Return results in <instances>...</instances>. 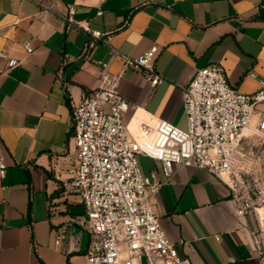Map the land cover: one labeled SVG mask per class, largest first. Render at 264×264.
I'll return each instance as SVG.
<instances>
[{
  "label": "crops",
  "instance_id": "obj_1",
  "mask_svg": "<svg viewBox=\"0 0 264 264\" xmlns=\"http://www.w3.org/2000/svg\"><path fill=\"white\" fill-rule=\"evenodd\" d=\"M69 7L77 22L104 34L88 52L90 35L64 19ZM153 47L165 77L156 88L123 60ZM1 53L18 65L7 69L0 57V163L7 167L0 176V264H88L85 210L65 187L76 166L72 103L98 89L103 74L121 76L130 130L158 121L186 130L183 91L198 70L222 65L231 87L255 94L264 81V0H0ZM139 164L145 177L165 181L161 162L140 157ZM154 202L180 257L264 264L255 249L257 240L264 246L256 217L237 216L229 188L207 170L176 167ZM71 242L79 251L68 254Z\"/></svg>",
  "mask_w": 264,
  "mask_h": 264
},
{
  "label": "built area",
  "instance_id": "obj_2",
  "mask_svg": "<svg viewBox=\"0 0 264 264\" xmlns=\"http://www.w3.org/2000/svg\"><path fill=\"white\" fill-rule=\"evenodd\" d=\"M75 15V8L69 7L64 19L90 35L88 52L104 34L77 22ZM25 49L33 51L31 44ZM158 52L153 47L138 58L123 56L124 67L142 72L156 88L165 82L156 68ZM0 57L7 69L18 65L5 53ZM120 80L103 74L98 89L71 105L69 145L75 148L76 166L73 181L65 187L76 192L85 210L80 225L90 235L87 263L143 264L145 258L148 264H194L180 257L167 238L154 202L176 167L205 169L216 176L229 188L237 216L253 214L264 233V183L246 168L242 148L247 132L264 144V110L259 109L264 107V81L255 94H240L228 83L222 65L207 66L183 91L186 130L158 121L132 131L126 122L131 107L118 91ZM140 157L161 162L165 181L156 173L145 177ZM6 168L1 162V177ZM62 239L60 235L58 241ZM255 249L264 262V246L258 240ZM78 251L77 242H71L67 253Z\"/></svg>",
  "mask_w": 264,
  "mask_h": 264
},
{
  "label": "rangeland",
  "instance_id": "obj_3",
  "mask_svg": "<svg viewBox=\"0 0 264 264\" xmlns=\"http://www.w3.org/2000/svg\"><path fill=\"white\" fill-rule=\"evenodd\" d=\"M242 148L245 153L246 168L252 170L264 183V144L262 140L253 133L247 132ZM143 264H148L145 258L143 259Z\"/></svg>",
  "mask_w": 264,
  "mask_h": 264
},
{
  "label": "bare ground",
  "instance_id": "obj_4",
  "mask_svg": "<svg viewBox=\"0 0 264 264\" xmlns=\"http://www.w3.org/2000/svg\"><path fill=\"white\" fill-rule=\"evenodd\" d=\"M246 135H247V133H246Z\"/></svg>",
  "mask_w": 264,
  "mask_h": 264
}]
</instances>
